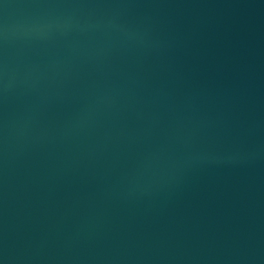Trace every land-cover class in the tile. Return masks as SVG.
<instances>
[{
	"label": "water",
	"instance_id": "95a60500",
	"mask_svg": "<svg viewBox=\"0 0 264 264\" xmlns=\"http://www.w3.org/2000/svg\"><path fill=\"white\" fill-rule=\"evenodd\" d=\"M0 264H264V0H0Z\"/></svg>",
	"mask_w": 264,
	"mask_h": 264
}]
</instances>
